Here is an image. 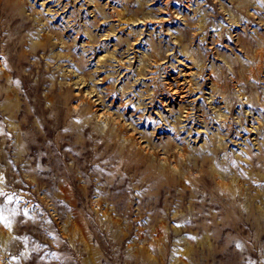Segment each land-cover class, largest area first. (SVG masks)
<instances>
[{
	"label": "rangeland",
	"instance_id": "1",
	"mask_svg": "<svg viewBox=\"0 0 264 264\" xmlns=\"http://www.w3.org/2000/svg\"><path fill=\"white\" fill-rule=\"evenodd\" d=\"M0 60V264H264V0H0Z\"/></svg>",
	"mask_w": 264,
	"mask_h": 264
},
{
	"label": "bare ground",
	"instance_id": "2",
	"mask_svg": "<svg viewBox=\"0 0 264 264\" xmlns=\"http://www.w3.org/2000/svg\"><path fill=\"white\" fill-rule=\"evenodd\" d=\"M1 61V60H0ZM5 62V61H4ZM2 64V63H1ZM9 70V69H8ZM7 71V70H6ZM10 71V70H9ZM204 121V120H203ZM205 122V121H204ZM46 138V137H45ZM112 140V139H111ZM19 141V140H18ZM21 143V142H20ZM23 144V143H22ZM20 145V144H19ZM18 145V146H19ZM23 145H26V143L25 144H23ZM25 147V146H24ZM23 149V148H22ZM47 151V150H46ZM48 154V153H47ZM54 155V154H53ZM51 157V156H50ZM53 157V156H52ZM48 158V157H47ZM47 162V161H46ZM59 180H60V178H59ZM63 181H64V178L62 179ZM47 182V181H46ZM62 182V181H61ZM82 214V213H81ZM81 219H82V217H81V215L80 214H78V220L79 221H81ZM84 219V218H83ZM78 227H81L80 228V230L81 231H83V226H82V224L81 223H78V225H77V228ZM78 231H79V229H78ZM141 232V231H140ZM156 232V231H155ZM81 234H83V232H80Z\"/></svg>",
	"mask_w": 264,
	"mask_h": 264
}]
</instances>
